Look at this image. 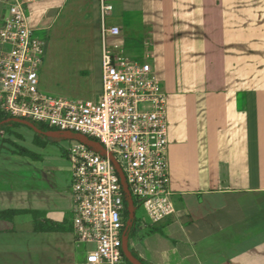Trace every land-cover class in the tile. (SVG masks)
I'll use <instances>...</instances> for the list:
<instances>
[{"label": "crops", "instance_id": "0c3cea01", "mask_svg": "<svg viewBox=\"0 0 264 264\" xmlns=\"http://www.w3.org/2000/svg\"><path fill=\"white\" fill-rule=\"evenodd\" d=\"M11 1L0 0V23ZM21 1L27 24L46 40L43 91L98 99L105 44L149 62L166 93L175 211L128 231L126 253L151 264H264V0H105V23L119 32L104 35L100 0ZM57 47L75 50L79 63L51 69ZM27 129L33 145L52 149V162L0 148V210L71 222L70 182L61 187L55 174L62 144L50 133L36 145ZM79 243L72 230L34 231L29 213L0 219V264H76Z\"/></svg>", "mask_w": 264, "mask_h": 264}, {"label": "built area", "instance_id": "2783aa9c", "mask_svg": "<svg viewBox=\"0 0 264 264\" xmlns=\"http://www.w3.org/2000/svg\"><path fill=\"white\" fill-rule=\"evenodd\" d=\"M110 9L111 3L100 0L102 35L119 32L117 25L105 23ZM26 18L25 2L12 0L0 23V108L65 134L61 144L71 168L72 233L93 244L76 264H129L128 226L146 222L136 208L141 205L151 222L175 211L166 93L149 62L114 54L105 44L98 99L43 91L39 74L46 40L35 35Z\"/></svg>", "mask_w": 264, "mask_h": 264}, {"label": "trees", "instance_id": "16d2710c", "mask_svg": "<svg viewBox=\"0 0 264 264\" xmlns=\"http://www.w3.org/2000/svg\"><path fill=\"white\" fill-rule=\"evenodd\" d=\"M10 117H14L4 110L0 108V131H2L4 134L8 135V137L0 138V148L6 147L12 152L18 153L20 155L29 156L32 158H39V155L31 151L30 149L20 145L19 143L15 142L11 137L14 136L15 139L22 140L23 135L17 131H15L13 128L19 127V126H26L30 128L29 126L22 124L16 120H6ZM26 119V118H23ZM3 120H6L2 122ZM29 120V119H26ZM31 121L36 128H38L42 132H55L58 131V129L48 126L45 123L38 122V121ZM50 142V139L47 135L41 134L38 132L34 133L33 136V143L39 146H45L47 143ZM5 143H8L9 145H6ZM56 143V142H55ZM58 143V142H57ZM60 148L62 149L63 155L67 156L66 150L63 148L62 145H60ZM134 203L136 204V201L134 199ZM23 213H29L32 216V222H33V230L34 231H71L72 230V223L66 222V221H54L50 218H47L42 212L39 210L34 209H28V208H8L0 210V219L7 220V221H13L14 217L18 214ZM127 215V213H126ZM140 218H138L136 221V224H139ZM151 225V224H150ZM134 227L133 224H130L128 226V231H130ZM151 231H160V228H156L154 226L151 227ZM130 254L140 263V264H151L141 258L136 252L130 250ZM127 262L129 264H132L130 260L126 258Z\"/></svg>", "mask_w": 264, "mask_h": 264}, {"label": "rangeland", "instance_id": "374dc122", "mask_svg": "<svg viewBox=\"0 0 264 264\" xmlns=\"http://www.w3.org/2000/svg\"><path fill=\"white\" fill-rule=\"evenodd\" d=\"M73 51H75V50H73L71 48H68V49L67 48H64L62 50L60 48H58V47L57 48H54L51 51L50 61L53 59L56 63H53V64L50 65L51 69L52 68L54 69L56 67V65L63 66V65L60 64L61 61L63 63L64 62L67 63L69 66H71L72 64H73V66H75L76 63H79V62H76V60H74V58H73L74 57L73 56ZM81 53L83 54L84 53V50H81ZM63 55H66V57H65L64 60L62 59V56ZM54 56H58V57L55 58ZM74 62H76V63H74ZM63 68H64V66H63ZM67 78H68V81H69L68 83L70 85L73 84L74 82H76L74 80V78L71 77V76H69ZM55 83L56 82H53V84H55ZM47 93L52 94L50 91L47 92ZM52 95H55V94H52ZM13 129L14 130H17L18 132H23L25 134V136H26L24 140L22 139L23 141L22 140H19V139L17 140V139L14 138V136H12L11 138L15 142H17L20 145H22V146L30 149L31 151H33L36 154H39L40 153L39 155H41V157L43 158L42 161L44 162V164H48V163L52 162V158L50 157V155L53 153L52 149L49 146H48V148L42 149V148H40L38 146L33 145L31 143V139H30L31 138V135L30 134H32V133H30L31 131H29L27 129V127H25V126L22 125L19 128L15 127ZM34 132H36V131L34 130ZM48 135H50V134H48ZM51 135H54L55 137H57V140H59L60 143H62L63 137L65 136V134L63 132H61V131L52 132ZM4 137H8V135H6L2 131H0V138H4ZM5 144L6 145H9L8 143H5ZM1 152L2 153H8L9 151L7 150L6 147H3V148H1ZM18 160H21V163L27 161L26 158H19ZM61 161L62 162L60 163V166H59L60 167V170H58V169L56 170L55 169V174L58 177V183H59V185L61 187L62 186L67 187L68 184H69V182H70V185H71V168H70V165H69V163H68V161H67L66 158L65 159H62ZM136 214H137V217H141L144 220L148 221L147 215H146V213H145V211H144V209H143V207L141 205H139L136 208ZM22 218H23V220H25L27 222L30 221V219H29L30 216H28V215H23ZM142 226L144 227V225H142ZM92 248H93V244L80 242L78 244V246H77V249H76V251H77L76 260L77 261H82L83 258H84V255H85V251L87 249H92Z\"/></svg>", "mask_w": 264, "mask_h": 264}, {"label": "water", "instance_id": "95a60500", "mask_svg": "<svg viewBox=\"0 0 264 264\" xmlns=\"http://www.w3.org/2000/svg\"><path fill=\"white\" fill-rule=\"evenodd\" d=\"M6 120H16V121H18V122H20V123H22V124H25V125H27V126H29L30 128H32L33 130H35L36 132H38V133H41V134H46V135H48V134H50V133H52V132H42V131H40L38 128H36L35 127V125L31 122V121H29V120H26V119H23V118H20V117H16V116H14V117H10V118H8V119H6ZM6 120H3L2 122H4V121H6ZM1 123V122H0ZM130 204L132 205L133 204V202L132 201H130ZM131 216H133V213H132V211L130 212V217ZM126 256H127V258H128V260H130V262L132 263V264H140L130 253L128 254V253H126Z\"/></svg>", "mask_w": 264, "mask_h": 264}]
</instances>
